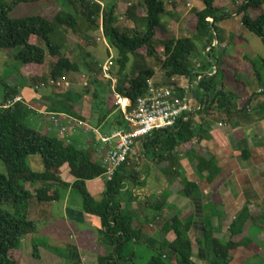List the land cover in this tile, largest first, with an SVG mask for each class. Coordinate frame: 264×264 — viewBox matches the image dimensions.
Listing matches in <instances>:
<instances>
[{"label": "trees", "instance_id": "16d2710c", "mask_svg": "<svg viewBox=\"0 0 264 264\" xmlns=\"http://www.w3.org/2000/svg\"><path fill=\"white\" fill-rule=\"evenodd\" d=\"M53 1L69 11H59L52 19L10 16L18 5ZM241 1L243 3L238 6ZM120 2L13 0L12 4H7L6 0H0V50H18L15 59L32 80L24 87L5 85L4 101L0 106V164L5 169V173L0 172V264H22L21 241L36 232V224L27 219L28 205L33 199L38 203L58 201L57 184L77 193L82 211L100 220L99 241L109 253L100 256L98 264H142L139 263L140 249L151 252L143 264H233L239 249L246 246L247 240L238 241V236L251 218L247 210L234 220L229 227L230 240L223 242L218 236L219 227L213 222L219 217L215 206L203 207V226L196 228L193 215L183 219L177 214V207L168 203L173 194L187 200H200L202 190L196 177L211 184L221 173L216 158L199 150L202 141L210 137L209 128L196 123L194 115L185 114L173 128L155 131L141 139L136 156L130 157L110 181L103 177L104 169L94 152L81 148L76 141L69 142V138L60 141L54 135L27 125L32 117L43 119L40 110L75 117L93 127L104 126L103 133L127 129L115 95L135 103L146 94L148 82L156 74L153 69L142 68L147 59L156 62L166 80L185 78L195 86L191 92L200 105L199 113L210 117L236 110L238 98L226 88L225 59L216 58L215 43H220V25L238 18L242 28L260 39L264 47V0H201L203 9L191 10L190 15L195 18L194 27L188 31L191 36L180 38L172 37L167 22H161L172 4L164 0L130 3L124 17L132 27L120 31L118 24L123 17L118 13ZM99 31L106 43L108 59L115 63V69L110 71L111 78L116 81L114 85L111 80L104 83L98 79L104 63L87 50L89 46L75 44L73 59L65 52L69 34L80 36L84 43L95 44L91 33ZM111 50L113 56L109 54ZM245 59L248 62V58ZM47 60L50 64L45 75ZM251 65L254 76L264 82V59L259 65ZM214 69L216 72L212 74ZM71 74H82L87 78V85L79 92H57L60 87L56 84L62 86L68 82ZM51 81L55 85H50ZM165 85L171 87L175 84ZM21 89H31L34 94L42 96L31 104L22 100L6 108L7 103L20 97ZM177 93L179 96L187 94L185 90H177ZM80 104L84 106L83 110H80ZM90 135L92 142H99L97 135ZM178 148L186 159L185 164L175 156ZM31 157L42 159L41 173L31 170ZM157 165L166 167L172 176L170 190L154 196L155 201L146 205L148 214L144 223L137 227L135 212L127 209L138 201L134 192L146 187L152 167ZM64 167L69 168L74 178L72 185L61 182ZM99 178L105 181L106 192L96 200L87 191L86 183ZM37 183L41 187L33 195L26 186ZM5 205L14 207L15 212L4 210L2 206ZM165 208L176 214L163 221V238L147 236L144 230ZM258 222L264 225V214L253 218L254 224ZM255 227L264 230V226ZM34 256L38 258L37 249Z\"/></svg>", "mask_w": 264, "mask_h": 264}, {"label": "crops", "instance_id": "0c3cea01", "mask_svg": "<svg viewBox=\"0 0 264 264\" xmlns=\"http://www.w3.org/2000/svg\"><path fill=\"white\" fill-rule=\"evenodd\" d=\"M164 1L172 4L167 8L168 31L172 25H177V16H180V19L182 16L188 18V12L192 8L198 11L203 9V5L196 0L192 3L187 1L185 6L188 7V10L182 8V0ZM174 4L175 7H173ZM223 25L222 42L215 43L214 54L218 59H225L223 65L225 78L228 72L229 75L239 78L231 84V86L236 87V91H231L228 87L230 84L225 82L226 88L238 98L237 107L230 114L219 112L210 117L201 113L194 115L196 123L204 124L209 128L208 134L210 137L202 141L199 150H205L207 155L216 158L221 173L211 184H207L204 180H199L196 177L202 190L200 200H187L173 194L169 197L168 203L177 207V214L183 219L193 215V226H196V228L203 226V207L209 204L215 206L214 208L218 211L219 217H215L213 222L215 227H219L218 236L223 242L230 240L229 227L243 210H247L252 219H248L244 225L246 227H244L243 233L238 236V241L245 239L247 243L245 241L246 246L239 249L233 264H247L250 261L254 262L257 258L264 264V230L255 227L264 225L263 223L259 225V222L257 225L253 223V218L255 219L264 214V85L259 82L257 77L249 75L246 67V56L240 49L236 51L230 49V47L235 46V42L231 41L230 36L235 35L234 41L240 39L241 30L243 29L240 20L232 18ZM226 31L233 32L229 38ZM237 61L243 63H237ZM155 71L156 74L153 80L160 81L162 72L160 70V73H157V70ZM41 96V94H34L31 89L20 90V98L27 104L37 102ZM83 107L80 104V110H83ZM38 112L43 115L42 123L46 120L49 123L50 134L58 135V131L51 121V114L40 110ZM63 121L65 123L66 119H63ZM85 123L90 126L87 122ZM93 128L103 133L104 126ZM76 130V132L71 130L66 139L69 138L68 141L70 142L76 138V142L79 143L81 148L94 152V156L100 160L98 152L100 143L92 142L91 135L86 130L82 128ZM177 151H180L178 156L176 155ZM175 156L180 158L181 164L186 163V159L179 148L175 151ZM29 165L33 172L41 173L43 171V163L40 157H31ZM155 172L156 170L152 167L146 187L134 192V195L138 197V201L128 206V211L135 212L136 225L137 222L142 225L146 214H148V211H146L147 206L144 212L142 211L143 214L136 213L140 202L147 200L146 205L153 203L155 201L154 196L170 190V181L165 180L164 177H162L160 184L154 182L159 179L155 176ZM60 179L64 184H73L74 178L70 175L68 167L62 168ZM40 187L41 184L37 183L27 185L26 189L34 195ZM56 188L59 189L58 201L38 203L33 199L28 205L27 219L36 224V232L33 234L35 236L28 235L21 241L20 262L22 264H98L100 256L109 253L99 241L100 220L82 211L81 205L74 201V195L77 193L71 188L65 189L59 184L56 185ZM86 188L96 200H100L106 192L105 181L102 178L87 182ZM150 189H156V191L149 192L143 199L141 192ZM59 207H61L60 214L65 226H62V228L42 226L55 223L50 217ZM175 214L174 210L165 208L158 215L159 218L155 222L152 221L149 227L155 226L159 220H163L161 216L167 218ZM148 230L149 228L144 230L145 234L152 236L148 235ZM35 249H37L38 258L34 256Z\"/></svg>", "mask_w": 264, "mask_h": 264}, {"label": "rangeland", "instance_id": "374dc122", "mask_svg": "<svg viewBox=\"0 0 264 264\" xmlns=\"http://www.w3.org/2000/svg\"><path fill=\"white\" fill-rule=\"evenodd\" d=\"M139 0H121L120 4H119V8H118V13L120 15H122V19L120 21V23L118 24V28L120 29V31H124L127 30L129 28L132 27V23L129 22L125 17H124V13L125 10L127 8V6L130 3H136ZM168 2L170 0H167ZM187 1H190V3L194 2V0H182V8L188 10V7L185 6ZM199 3L202 4L201 0H196ZM13 0H6L7 4H12ZM243 3V1L239 2L238 6H240ZM169 8V7H168ZM203 8V6H202ZM195 9V8H192ZM191 9V10H192ZM262 9L264 11V5L262 6ZM65 8H61L60 3L59 2H51V3H46V2H41V3H37V4H21L16 6L12 12L10 13V16L12 18H24V17H32V16H40V17H45L47 19H52L59 11H64ZM170 10V9H169ZM234 8L231 9L232 13H234ZM65 11H69L68 9ZM190 14H192L191 11L188 12L189 16L188 18L186 16H182L180 19V16H177V25L174 24L172 25V27L169 29V34L172 37H176V38H180V37H185V36H191L189 29H191L192 27H194L195 25V18L193 16H191ZM252 17L255 16V14H251ZM168 16H164L161 18V22H167ZM224 24V23H223ZM222 24V25H223ZM220 25L219 28V36H220V42L221 41V37L223 36V28L224 25L222 26ZM230 31H226V34L229 36L231 35ZM92 36L94 37L95 40V44L93 42H88V43H84L80 36H76L73 34H69V43L66 47V55L73 59L74 58V54H75V48L74 45L75 44H81L83 47L85 46H89V48H87L88 51H91L93 55L96 56L95 59L101 60L103 63H105L108 60V52L106 49V46L104 45V38L102 36L101 31L99 32H95V33H91ZM233 38L235 35H231ZM230 36V37H231ZM231 39V38H230ZM234 40V39H233ZM235 46L230 47V49H235L233 51H236L237 49H240V51L248 58V62H246V67L248 69V73L249 75L252 77L254 75V71L252 70V63H255L256 65L260 64L261 59H264V47L260 41V39H258L257 37H255L253 34H251L250 32H248L245 29L241 30V35H240V39L235 40ZM199 46V44H198ZM232 51V50H231ZM18 50H11V51H3L0 50V106L4 101V95H5V85L9 86L10 88H15V87H24L28 84L32 83V80L30 79V77L28 76V74L23 70V68L21 67V65L17 62V60L15 59V56L17 54ZM110 56L114 55V52L111 50L109 52ZM113 61V60H112ZM241 63H243L242 61H240ZM239 61H237V63H240ZM112 64L110 65L111 70L113 71L115 69V63L114 61L111 62ZM49 64H50V60L46 61V66H45V75L48 74V69H49ZM261 67V66H260ZM143 69H153V70H157V73H160V67L157 66L156 62L150 59H147L144 62V66L142 67ZM160 70V71H159ZM263 74V73H262ZM235 80H239L238 77H233L231 75L226 76V82L228 84H230L229 89L231 91H236V87L231 86V84H233L232 82ZM67 81L70 83L69 87H66L65 84H63L59 89H57V92H66V91H70L73 90L75 92H79L83 87V83L86 82L87 83V78H83L82 74H71L68 78ZM105 83V82H104ZM262 85H264V82H262ZM116 99V98H115ZM117 103V100H116ZM43 119L40 117H32L31 119L28 120L27 125L35 130L41 131L42 133H45L47 135H53L50 134L49 132V123L47 122V120L42 123ZM56 138H58L60 141H63L64 139L58 137L57 135H55ZM77 141V139H72V142ZM180 154V151L176 152V155L178 156ZM97 160V158H95ZM99 162H101L98 159ZM154 169L156 170L155 172V176H157L159 179H156V181H154L156 184H160L162 181V177L165 178V180L171 181L172 176L169 175V173L167 172L166 167H161L160 165H157L154 167ZM0 172L1 173H5V169L4 166L2 164H0ZM156 191V189H150V190H144L141 192V197L143 199H145V196H147V194L149 192L152 191ZM74 201H77L78 204L81 205V200L79 198V196L77 194L74 195ZM147 201V200H146ZM146 201H141L140 205L138 206V209L136 211V213H138L139 215L143 214L144 209H146ZM2 208L6 211H9L11 213L15 212L14 207L12 206H2ZM61 207H59L58 209L55 210V212L51 215L50 218H52L55 223L52 225H42V226H58L60 228H62V226H65V222L63 221L62 217H61ZM143 211V212H142ZM146 211H148L146 209ZM161 218L163 220H159V222L152 227H149L148 230V235H154L157 237V239L161 240L163 238V235H161V228L163 225V221L166 219V217H162ZM143 219V218H142ZM50 221V220H49ZM137 225H141V223L137 222ZM33 235V234H31ZM35 236V235H33ZM151 255V252L148 250H143L140 249L139 252V263H146L149 259ZM262 264V262L257 258L254 262H249L247 264Z\"/></svg>", "mask_w": 264, "mask_h": 264}, {"label": "built area", "instance_id": "2783aa9c", "mask_svg": "<svg viewBox=\"0 0 264 264\" xmlns=\"http://www.w3.org/2000/svg\"><path fill=\"white\" fill-rule=\"evenodd\" d=\"M111 64V58H109L101 67L98 79L102 82L111 80L114 85L116 81L110 76ZM196 66H200L199 62L196 63ZM215 72L214 69L212 74ZM167 83L175 85L168 87L165 85ZM50 85H55V83L51 81ZM69 85V82L65 83L66 87ZM82 85L86 86L87 84L84 82ZM56 86L61 87V84L57 83ZM194 87L185 78L166 80L162 73L160 81L152 79L148 82L146 94L138 98L135 103L115 95L119 110L127 123V129L101 133L81 120L61 114H51V121L58 131V137L62 139H66L69 132L77 128H82L86 132L98 136L100 143L98 152L104 169L103 177L110 181L130 157L136 156L137 145L141 139L151 136L155 131L173 128L185 114L196 115L200 112V105L191 92ZM177 90H185L187 94L179 96ZM21 101L22 98L18 97L13 102L7 103L6 108ZM63 119H66L65 123Z\"/></svg>", "mask_w": 264, "mask_h": 264}]
</instances>
